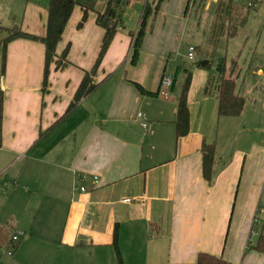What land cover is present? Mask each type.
<instances>
[{
    "label": "crops",
    "instance_id": "1",
    "mask_svg": "<svg viewBox=\"0 0 264 264\" xmlns=\"http://www.w3.org/2000/svg\"><path fill=\"white\" fill-rule=\"evenodd\" d=\"M190 1L177 0V13L170 0L160 5L135 65L131 32L154 0L129 3L134 25L126 8L96 75L99 86L70 113L101 49L97 12L79 28L83 11L74 8L57 46L60 55L71 44L70 63H52L45 91V45L8 43L0 75V264H119L115 236L123 264H196L199 252L264 264V252L253 248L264 235V147L219 148L217 63L193 70L190 130L176 135L183 85L176 92L177 74L168 67L173 32ZM47 20V6L26 3L24 32L44 36ZM165 74L172 76L166 95L148 96L135 85L160 91ZM225 76L236 83L226 65ZM205 143L216 144L211 183L202 172ZM81 174L85 192L76 188ZM19 231L25 235L14 243Z\"/></svg>",
    "mask_w": 264,
    "mask_h": 264
},
{
    "label": "rangeland",
    "instance_id": "2",
    "mask_svg": "<svg viewBox=\"0 0 264 264\" xmlns=\"http://www.w3.org/2000/svg\"><path fill=\"white\" fill-rule=\"evenodd\" d=\"M48 1L0 0V75L5 62L2 42L11 29L22 30L26 3L47 6ZM82 1L79 0L80 3ZM176 2L170 0L173 13H177L179 8L177 6L174 10ZM218 2L233 7L232 12L224 11L221 20L217 19ZM105 3L106 0H98L97 7L101 9ZM184 9L185 6L173 32L172 62L168 67L171 74H177L176 92L196 67L210 71L199 66L198 61L207 57L218 63L226 58V71L236 74V89L246 104L239 116L221 117L217 133L219 148L229 150L235 146L249 150L254 145L264 147V0H191L187 12ZM126 13L132 18L129 25H134L133 9L128 7ZM242 20L244 24H241ZM236 26V35L228 37ZM190 46L198 48L194 60L188 59ZM173 60L177 63L174 64Z\"/></svg>",
    "mask_w": 264,
    "mask_h": 264
},
{
    "label": "trees",
    "instance_id": "3",
    "mask_svg": "<svg viewBox=\"0 0 264 264\" xmlns=\"http://www.w3.org/2000/svg\"><path fill=\"white\" fill-rule=\"evenodd\" d=\"M163 0H154L153 3L146 2L144 7L139 26L136 31H132V64L135 65L140 55L141 46L144 37L149 27V22L155 19L160 4ZM98 0H84L82 3L79 0H49L48 20L46 24V34L44 36H38L28 32H24L19 28L11 29L9 35L2 42L3 45V59L4 68L6 65L7 46L10 41L16 38H27L35 41H40L45 45V67L43 77V90H47L49 84V74L51 72V65L55 63L56 69L66 67L70 61L68 60V54L71 44H68L63 52L59 55L57 53V46L62 40L63 33L69 22L74 8L80 5L83 11V16L79 21L78 27L81 28L87 21L90 11L97 12V24L105 29V34L102 40L101 49L99 55L95 61V64L90 70L85 71L84 78L79 85L71 103L69 104L66 113H70L85 97L90 95L99 86V83L95 81L98 70L101 66L103 58L107 53L116 33L123 29L124 21L123 14L125 9L129 5L128 0H106V3L102 10H97ZM228 6L220 2L217 7V19L221 20L224 11L232 12L233 7ZM241 24H244L242 20ZM238 26L229 33L228 37H233L238 31ZM225 59L222 58L217 63V72L220 76V83L217 87L218 93V114L219 116H239L245 107L246 100L243 96L236 93V83L234 78L225 76ZM212 60L204 58L198 61V65L207 69L212 66ZM192 75L189 73L183 84L182 91L178 97V108L176 113V135L177 138H181L189 133L190 130V110L188 105V92L191 85ZM136 87L141 93L148 96H159L160 91L151 92L146 90L141 84L135 83ZM202 172L204 178L210 183L213 181L216 163V144L205 143L202 147ZM117 234V233H116ZM115 234V235H116ZM114 247L117 252L119 264H123L120 257V249L115 236ZM256 250L264 252V235H260L256 245L253 246ZM196 264H234L227 260L222 255H215L208 252H199L196 259Z\"/></svg>",
    "mask_w": 264,
    "mask_h": 264
},
{
    "label": "built area",
    "instance_id": "4",
    "mask_svg": "<svg viewBox=\"0 0 264 264\" xmlns=\"http://www.w3.org/2000/svg\"><path fill=\"white\" fill-rule=\"evenodd\" d=\"M129 3L133 2L134 0H128ZM196 56V47L195 46H190L188 49V58L190 60H193ZM172 84V76L171 74H165L162 78V83H161V90H160V95H166L167 94V89L171 86ZM140 116L142 115V113L139 114ZM144 126L147 125L146 122L143 123ZM86 175H78L77 177V187L78 189H80L81 191L85 192L87 191V186H86ZM99 183V178L98 176H94L93 177V186H96ZM127 201V200H125ZM255 234V232L253 231V235ZM25 235V232L23 231H19L17 232L13 237H12V241L14 243H18L20 241V239ZM9 254H11V252H9Z\"/></svg>",
    "mask_w": 264,
    "mask_h": 264
}]
</instances>
